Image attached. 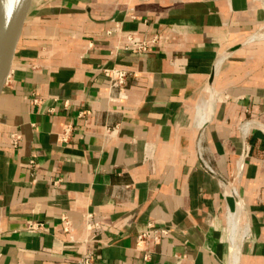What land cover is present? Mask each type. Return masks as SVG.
Masks as SVG:
<instances>
[{"label": "crops", "instance_id": "0c3cea01", "mask_svg": "<svg viewBox=\"0 0 264 264\" xmlns=\"http://www.w3.org/2000/svg\"><path fill=\"white\" fill-rule=\"evenodd\" d=\"M128 34L159 39L118 52ZM106 67L133 74L125 100H110ZM240 165L239 203L224 185ZM87 213L103 225L92 242ZM151 222L172 234L140 248ZM90 252L93 264H264V0L33 1L0 99V264Z\"/></svg>", "mask_w": 264, "mask_h": 264}, {"label": "built area", "instance_id": "2783aa9c", "mask_svg": "<svg viewBox=\"0 0 264 264\" xmlns=\"http://www.w3.org/2000/svg\"><path fill=\"white\" fill-rule=\"evenodd\" d=\"M119 33H121V31H119ZM158 39H159L158 36H155L150 40H146L143 37L134 34H128L126 36L122 35L120 37V42L117 46V50L118 52L125 51V52H133L138 54H145L149 52L152 44L156 43ZM102 71L103 74L109 79L111 89L119 91L118 96L111 97L110 100L113 102H118V101L121 102L125 100L126 99L125 92L128 86V82L133 77V74L126 69H120L118 67H109V68L106 67V68H102ZM71 133H72V129L70 127L65 128L61 133L62 142L68 143L70 140ZM21 141H22L21 134L14 133L11 135V144L14 148H18ZM248 153L249 150L247 149L244 152L243 157L247 156ZM31 165L33 166V168L36 167L34 161L31 162ZM242 169H243V165L238 166V174L234 175L231 178L230 182L224 185L225 193L229 195L234 194L238 202H241L242 199L239 191L236 188V184L240 177V173ZM210 171L211 173H214L212 170ZM52 183L54 185H58L60 182L52 181ZM61 220H62L64 232L69 236L71 242H76L77 240L75 238V226L73 221L70 219V216L64 214ZM83 228L84 231L87 233V238L85 242H92L97 240L98 237L100 236L99 232L102 230L103 225L102 222L98 220V218L94 214L87 213L83 217ZM29 230L32 232H39V231L41 232L44 230V224L43 223L34 224L29 228ZM171 234H172L171 228H160L157 227L155 223L151 222L149 223L147 230L138 236V245L140 248L143 247L145 248V246L150 243L159 244L163 239L169 238ZM149 259H150V254L145 255V260H149ZM93 262H94V254L90 252L81 258L79 264H93Z\"/></svg>", "mask_w": 264, "mask_h": 264}, {"label": "water", "instance_id": "95a60500", "mask_svg": "<svg viewBox=\"0 0 264 264\" xmlns=\"http://www.w3.org/2000/svg\"><path fill=\"white\" fill-rule=\"evenodd\" d=\"M34 0H0V99L13 83L15 58Z\"/></svg>", "mask_w": 264, "mask_h": 264}, {"label": "bare ground", "instance_id": "6f19581e", "mask_svg": "<svg viewBox=\"0 0 264 264\" xmlns=\"http://www.w3.org/2000/svg\"><path fill=\"white\" fill-rule=\"evenodd\" d=\"M240 203V202H239ZM239 206V205H238ZM240 209V208H239ZM238 216V215H237ZM231 218V217H230ZM236 239V238H235ZM234 246H236V245H234Z\"/></svg>", "mask_w": 264, "mask_h": 264}]
</instances>
